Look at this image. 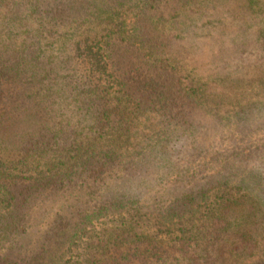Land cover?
Wrapping results in <instances>:
<instances>
[{
  "label": "trees",
  "instance_id": "trees-1",
  "mask_svg": "<svg viewBox=\"0 0 264 264\" xmlns=\"http://www.w3.org/2000/svg\"><path fill=\"white\" fill-rule=\"evenodd\" d=\"M0 264H264V0H0Z\"/></svg>",
  "mask_w": 264,
  "mask_h": 264
}]
</instances>
